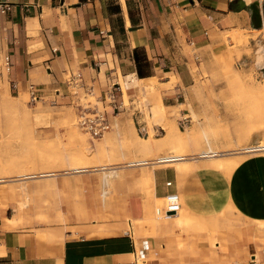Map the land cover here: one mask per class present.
<instances>
[{"label":"crops","instance_id":"crops-1","mask_svg":"<svg viewBox=\"0 0 264 264\" xmlns=\"http://www.w3.org/2000/svg\"><path fill=\"white\" fill-rule=\"evenodd\" d=\"M238 1L0 0L9 4L0 12V64L9 57L0 81L19 94L33 87L42 101L81 104L92 97L110 129L118 120L136 131V114L115 115L106 100L119 77H129L130 97L152 83L188 125L183 109L199 103V72L216 70L217 58L229 52L251 64L253 37L264 20L253 28ZM243 1H258L264 11V0ZM232 32L247 41H233ZM135 50L146 57L141 77ZM73 75L79 77L70 81ZM135 80L140 85H130ZM115 97L121 103L122 90ZM139 165L0 179V264H134L140 241H146V255L137 264H264V225L255 222L264 221L263 181L247 184L240 170L225 179L222 196L212 170L189 174L184 164ZM200 175L209 178L207 192ZM169 191L182 195L189 213L144 224ZM232 204L246 222L225 223L235 214Z\"/></svg>","mask_w":264,"mask_h":264},{"label":"rangeland","instance_id":"rangeland-1","mask_svg":"<svg viewBox=\"0 0 264 264\" xmlns=\"http://www.w3.org/2000/svg\"><path fill=\"white\" fill-rule=\"evenodd\" d=\"M228 36L239 44L248 38L235 32ZM253 46L250 65L235 60L236 55L229 52L217 58L216 70L199 72L194 89L199 103H188V110L183 109L186 105L180 106L190 120L183 128L177 119L179 111L162 103L159 89L152 83L130 97L125 90L126 86L129 87V77H119L123 106L118 112L136 114L137 130L132 127L131 131L124 122L116 120L111 129L96 138L77 125L83 110L90 111L95 106L102 109V104L94 98L82 100L81 104L63 100L42 101L39 96L31 100L27 92L16 93L7 83L0 81V167L5 170L0 168V179L21 178L29 174L38 177L50 171L77 167L112 170L131 161L148 160L139 166L174 169L178 164H184L189 168V174L191 171L202 173L212 170L221 179H216V182L222 196L225 179L240 170L245 171L241 176L247 184L257 178L264 182V150L246 152L244 149L264 144V26L258 36L253 37ZM130 85L138 86L140 82L132 81ZM112 113L116 115L117 111ZM209 148L216 150L218 155L199 157ZM176 153L183 154L184 159L156 162L161 156ZM223 160L238 162L233 170L227 171L229 175L220 170L225 169ZM211 162L213 167L201 168ZM203 176L207 177V174ZM203 176L199 177L200 189L207 192L209 178ZM179 195L181 213L175 221L189 213L183 205L182 195ZM162 203L153 207L143 220L144 224L171 219L156 216L155 208ZM232 207L235 214L224 222L231 219L246 222L247 219H240L236 205L232 204ZM255 222L264 225V221Z\"/></svg>","mask_w":264,"mask_h":264},{"label":"built area","instance_id":"built-area-1","mask_svg":"<svg viewBox=\"0 0 264 264\" xmlns=\"http://www.w3.org/2000/svg\"><path fill=\"white\" fill-rule=\"evenodd\" d=\"M7 9H9V4L6 2H0V12H5ZM3 67H5L6 69L9 68V57L8 56L4 57L3 65L0 64V75L2 71L1 68ZM78 77L79 75H73L70 77L69 80L72 81L74 78L77 79ZM115 90L116 91L122 90L119 83L113 84L110 91L106 93V100L109 102L110 104L109 109L112 112H115V111L118 112L119 109H121V107L123 106V101L121 103H118L116 101ZM36 92L37 91L33 87H30L29 96L31 100L37 99ZM179 124L183 128L186 125V120L184 118L180 119ZM77 125L81 130H83L85 133H88L91 137H94V138L102 137L104 133L110 129V126H111L107 118L106 111L103 108L99 109L98 106L91 108L90 111L83 110L78 116ZM257 145L259 144L252 145V146H257ZM256 148L259 149L261 147H255L253 149H256ZM245 150H247V148H245ZM208 154H211V153H208ZM200 155L204 156L205 154L202 153ZM159 158L156 159V162L158 163L168 162V161H159V160H165V159H159ZM170 159H175V157L170 158ZM134 163L135 164H146L148 163V160L136 161ZM170 184H171V181L166 182V185L169 186ZM180 209H181V200H180L179 193L176 191H169L165 193L163 197V203L155 208V214L158 218L169 219L171 216H175L179 212ZM142 243H143L142 248L138 250L137 253H135L134 255V264H137L139 263V261H142L146 255V241H142Z\"/></svg>","mask_w":264,"mask_h":264},{"label":"bare ground","instance_id":"bare-ground-1","mask_svg":"<svg viewBox=\"0 0 264 264\" xmlns=\"http://www.w3.org/2000/svg\"><path fill=\"white\" fill-rule=\"evenodd\" d=\"M135 82H136V80H135ZM151 115H153L152 113H151ZM175 129V128H174ZM177 129V128H176ZM175 129V132H177V130ZM177 134V133H176ZM176 134H175V136H176ZM174 139V138H173ZM255 147H261V148H259V149H253V148H255ZM9 149V148H8ZM245 149V148H244ZM259 150H264V144H259V145H257V146H251V147H247V150H245L246 152L247 151H259ZM78 152H80L79 150H78ZM217 151L216 150H213V149H211V148H209L208 150H205V151H203L202 153L203 154H205L204 156H216V155H218L217 153H216ZM201 153V154H202ZM208 153H211V154H208ZM5 154V153H4ZM183 154H171V155H167V156H161L159 159H165V160H159V161H168V162H172V161H177V160H180V159H184V157L182 156ZM201 157H203L202 155H200ZM12 157V156H11ZM175 157V159H170V158H174ZM3 159V158H2ZM18 160V159H17ZM172 160V161H171ZM8 161V165H9V160H7ZM6 161V162H7ZM10 161H11V159H10ZM137 161V160H136ZM136 161H131V163L132 162H136ZM230 160H226L225 162H224V160H223V164H224V168L225 169H223V170H226V172L227 171H231V170H233V168L235 167V166H237V164H238V162L236 161V162H232V163H230L229 162ZM235 161V160H234ZM216 162V161H215ZM212 163V162H211ZM3 164H5V162L3 163ZM220 164V163H219ZM1 165V164H0ZM218 165V164H217ZM10 166H11V164H10ZM5 167H7V166H5ZM1 168V167H0ZM217 168V167H216ZM2 169V168H1ZM7 169V168H6ZM9 169V168H8ZM3 170V169H2ZM3 171H5V170H3ZM1 172V171H0ZM29 175H34V174H29ZM172 217V216H171ZM139 243V245H138V250H140V248H141V246H142V241H140V242H138Z\"/></svg>","mask_w":264,"mask_h":264},{"label":"water","instance_id":"water-1","mask_svg":"<svg viewBox=\"0 0 264 264\" xmlns=\"http://www.w3.org/2000/svg\"><path fill=\"white\" fill-rule=\"evenodd\" d=\"M238 2L241 8H244L249 12L252 27L255 29H260L262 27L263 20H264V11L261 5L259 4V2L254 1L248 4L245 3L243 0H239ZM263 70H264V66H263Z\"/></svg>","mask_w":264,"mask_h":264},{"label":"trees","instance_id":"trees-1","mask_svg":"<svg viewBox=\"0 0 264 264\" xmlns=\"http://www.w3.org/2000/svg\"><path fill=\"white\" fill-rule=\"evenodd\" d=\"M118 8H116V10H117ZM134 59H135V61H136V63H137V74H138V76H143L142 74V71H141V69H140V67H139V65H140V63H145L146 62V57L144 56V55H140L139 53H138V51L137 50H135L134 51Z\"/></svg>","mask_w":264,"mask_h":264}]
</instances>
